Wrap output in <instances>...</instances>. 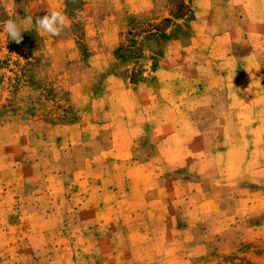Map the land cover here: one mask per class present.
<instances>
[{"label": "rangeland", "instance_id": "1", "mask_svg": "<svg viewBox=\"0 0 264 264\" xmlns=\"http://www.w3.org/2000/svg\"><path fill=\"white\" fill-rule=\"evenodd\" d=\"M258 1L220 0L232 22L241 24L254 21L256 14L247 10L256 9ZM194 5L195 0H0V165L11 161L17 169L14 178L22 172L24 183L36 188L45 173L68 183L78 168L91 173L93 166H112L106 150L116 148V137L130 135L131 128L139 132L142 148L150 147L141 91L150 88L149 97L161 108L163 83L151 72L174 43H190ZM51 10L62 11L70 22L58 37L33 26L22 31L17 44L3 31L9 19L22 25L26 13L42 17ZM174 55L184 57L181 71L186 73L178 79L189 96L210 84L194 77L206 72L204 50L184 48ZM171 84L179 87L177 79ZM169 97L175 106L178 100ZM11 184V191L0 188V264H99L104 256L106 264H134L138 258L102 255L81 242L68 247L66 237L44 234L51 223L40 213L31 214L24 195L15 191L20 183ZM245 186L255 192L249 195L250 208L260 210L231 223L239 209L233 199L241 191H220L219 224L228 230L206 238L196 229L183 242L187 264H264V187ZM26 201L31 207L36 199L30 194Z\"/></svg>", "mask_w": 264, "mask_h": 264}, {"label": "crops", "instance_id": "2", "mask_svg": "<svg viewBox=\"0 0 264 264\" xmlns=\"http://www.w3.org/2000/svg\"><path fill=\"white\" fill-rule=\"evenodd\" d=\"M220 3L195 0L190 43H174L173 53L151 72L163 83L161 108L149 97L150 88L141 91L150 147L142 148L139 132L131 128L130 135L116 137V148L106 150L112 166H93L91 173L78 168L68 183L45 173L36 188L24 183L22 172L14 178L11 161L0 165V188L8 192L12 182L20 183L15 191L33 208L28 211L51 223L44 234L54 231L55 238H67L68 247L81 242L102 255H138L134 264H187L183 242L196 229L206 238L228 230L219 224L220 191H241L233 199L239 209L231 223L260 210L250 208L255 192H247L245 184L264 187V0L248 8L256 14L250 24L232 22ZM184 48L205 53L206 72L194 77L210 84L193 89V96L178 79L186 70L181 71L184 57L174 52ZM176 79L179 87L171 84ZM30 194L36 199L31 207ZM99 264H106L105 256Z\"/></svg>", "mask_w": 264, "mask_h": 264}, {"label": "clouds", "instance_id": "3", "mask_svg": "<svg viewBox=\"0 0 264 264\" xmlns=\"http://www.w3.org/2000/svg\"><path fill=\"white\" fill-rule=\"evenodd\" d=\"M69 23L68 17L60 10H51L42 17H34L26 13L22 25L9 19L4 22L3 31L7 34L10 41L19 44L23 40L22 31H28L33 26L37 31L47 33L53 37H58Z\"/></svg>", "mask_w": 264, "mask_h": 264}]
</instances>
